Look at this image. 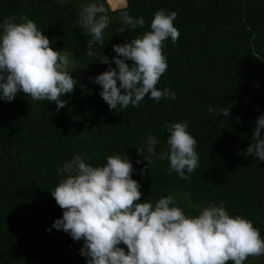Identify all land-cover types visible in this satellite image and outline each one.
I'll list each match as a JSON object with an SVG mask.
<instances>
[{
	"label": "trees",
	"instance_id": "1",
	"mask_svg": "<svg viewBox=\"0 0 264 264\" xmlns=\"http://www.w3.org/2000/svg\"><path fill=\"white\" fill-rule=\"evenodd\" d=\"M127 5L145 26L116 33L119 13L110 11L105 45H94L89 57L91 36L78 27L80 9L73 0H0V23L26 14L53 49L68 52L79 67L99 69L62 97L67 104L59 110L55 102L23 93L11 102L0 99V264H86L79 251L83 241L51 228L62 209L50 191L65 178L58 169L76 154L102 166L109 155L126 153L141 200L154 206L172 194L188 216L194 212L182 195L202 206L223 202L231 216L250 220L264 238V161L246 151L255 121L264 114V0H127ZM159 9L177 13L180 36L174 44L170 38L164 42L168 67L156 87L168 88L176 99L145 96L137 107L110 110L90 77L109 68L99 59L107 55L111 61L113 44L149 31ZM221 108H229L230 115L224 117ZM183 121L197 140L200 158L187 180L168 171L167 159L147 164L149 154L136 150L151 135L158 140V157L161 149L168 150L165 126Z\"/></svg>",
	"mask_w": 264,
	"mask_h": 264
},
{
	"label": "clouds",
	"instance_id": "2",
	"mask_svg": "<svg viewBox=\"0 0 264 264\" xmlns=\"http://www.w3.org/2000/svg\"><path fill=\"white\" fill-rule=\"evenodd\" d=\"M127 6V0L111 9L105 0L82 6L78 27L91 36L86 44L89 57L95 55L94 45H105L110 10L119 13L121 27L116 33L145 26V19L131 16ZM176 18L175 11L157 10L149 31L113 44L116 55L111 61L107 55L101 56L99 62L109 68L90 79L101 86L99 94L110 110L137 107L145 96L156 101L176 99L168 88L156 87L168 67L164 42L170 38L174 44L180 36L174 26ZM51 43L26 14L10 15L0 23V99L11 102L23 93L35 101L55 102L57 110L66 106L62 97L71 94L79 81L70 74L76 69L69 53L53 49ZM207 111L213 113L214 109ZM219 112L230 115L229 108ZM165 127L168 150L161 149L157 157L158 140L151 135L136 150L142 156L145 151L149 154L144 157L147 164L154 158L167 159L168 171L187 180L200 166L197 140L188 131L187 121ZM262 129L264 114L256 119L246 148L247 154L260 161H264ZM134 170L126 153L109 155L102 166L86 163L76 154L58 169L65 178L50 193L62 209V217L51 228L83 241L79 251L86 264H244L249 257L264 256L259 229L240 215L231 216L223 202L208 204L196 216H188L176 206L172 194L159 198L153 206L152 201L141 200V185L132 178ZM143 172L141 169V175Z\"/></svg>",
	"mask_w": 264,
	"mask_h": 264
},
{
	"label": "rangeland",
	"instance_id": "3",
	"mask_svg": "<svg viewBox=\"0 0 264 264\" xmlns=\"http://www.w3.org/2000/svg\"><path fill=\"white\" fill-rule=\"evenodd\" d=\"M73 1L79 9H81L82 6H84L85 4L90 3V0H73ZM105 2H106V6H108L109 9H111L112 7H118L121 5V0H105ZM110 11H109V16H110V18H112ZM70 59L72 60L71 57H70ZM72 64L76 70L72 71L70 74L73 76V78H75L79 81V83L77 84L79 86H83L86 78L99 70L96 67H88V68L84 67V66L79 67L73 60H72ZM179 198H181L182 202L186 203L188 205V207L194 212L193 216L198 215L199 211L203 207H205V206H202L200 204H195V203L191 202L188 195H182ZM244 264H264V256L249 257L244 262Z\"/></svg>",
	"mask_w": 264,
	"mask_h": 264
}]
</instances>
